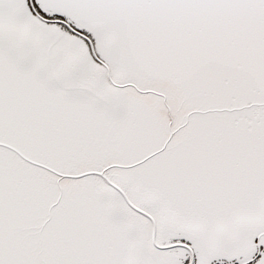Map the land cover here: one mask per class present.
Listing matches in <instances>:
<instances>
[{
	"label": "snow or ice",
	"instance_id": "6c2138e0",
	"mask_svg": "<svg viewBox=\"0 0 264 264\" xmlns=\"http://www.w3.org/2000/svg\"><path fill=\"white\" fill-rule=\"evenodd\" d=\"M0 264H264V0H0Z\"/></svg>",
	"mask_w": 264,
	"mask_h": 264
}]
</instances>
